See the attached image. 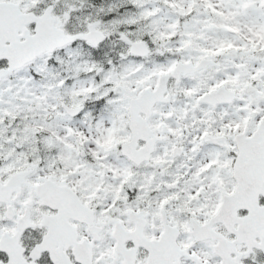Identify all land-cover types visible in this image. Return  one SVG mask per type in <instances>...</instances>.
<instances>
[{"label":"snow or ice","instance_id":"snow-or-ice-1","mask_svg":"<svg viewBox=\"0 0 264 264\" xmlns=\"http://www.w3.org/2000/svg\"><path fill=\"white\" fill-rule=\"evenodd\" d=\"M0 264H264V0H0Z\"/></svg>","mask_w":264,"mask_h":264}]
</instances>
